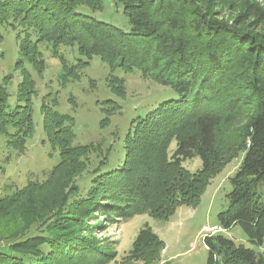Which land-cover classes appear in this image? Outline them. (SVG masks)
Returning <instances> with one entry per match:
<instances>
[{
  "label": "trees",
  "instance_id": "16d2710c",
  "mask_svg": "<svg viewBox=\"0 0 264 264\" xmlns=\"http://www.w3.org/2000/svg\"><path fill=\"white\" fill-rule=\"evenodd\" d=\"M229 1L0 0V25L16 32L14 71L21 76L20 97L13 102L0 82V137L10 151L23 153L34 131L28 95L33 82L22 65L29 61L43 71L41 43L51 47L63 70L67 64L60 48L76 46L78 57L70 67L99 55L110 67L136 69L176 94L130 122L123 162L112 169L92 168L93 179L78 207L70 195L78 189L76 180L87 168L85 154L91 146L73 145L74 118L43 105L46 137L60 160L43 181L29 179L0 198V264H85L91 250L75 237L79 226L71 220L76 209L81 226L91 211L108 221L126 219L137 210L165 219L180 205H196L208 180L219 172L220 125L239 129L236 153L243 158L229 178L219 227L203 238L206 264H264V4L239 0V13L230 22L220 18L221 9H231ZM106 3L122 10L126 27L98 17ZM172 139L176 147L169 160L166 149ZM193 156L202 160L196 175L181 167ZM39 225L45 228L36 230ZM237 225L257 249L222 234ZM161 243L144 224L131 252Z\"/></svg>",
  "mask_w": 264,
  "mask_h": 264
},
{
  "label": "rangeland",
  "instance_id": "374dc122",
  "mask_svg": "<svg viewBox=\"0 0 264 264\" xmlns=\"http://www.w3.org/2000/svg\"><path fill=\"white\" fill-rule=\"evenodd\" d=\"M238 1L230 0L228 4H231V9H221L220 18L231 22L239 13ZM259 2L264 4V0ZM98 17L122 27L127 26L126 15L110 3H106L103 16ZM15 33L8 26L0 25V82L9 93L11 102L20 97L18 90L21 80L19 72L14 71L15 60L19 56ZM39 49L45 63L41 73L29 61H24L22 65L33 82V92L28 95L32 102L34 131L26 141L25 151L20 154L10 151L0 137V198L9 197L29 179L43 181L48 171L59 162V152L48 142L43 126L42 106L49 105L52 110L74 118L73 145L91 146L85 154L90 161L83 177L76 180L78 189L70 195V200L78 207L81 204L78 198L86 195L93 179L92 168L99 164L103 165V169H112L123 162L122 146L130 122L143 116L159 102L176 97V94L168 86L141 76L136 69L125 71L110 67L99 55L92 56L86 64L70 67L78 57L76 46L60 48L63 61L67 64L64 70L63 62L53 55L50 46L41 43ZM63 71L68 75L63 76ZM106 116L108 120L101 125V120ZM216 138L220 155L217 165L219 172L208 180L196 205H180L165 219L148 211L137 210L126 219L108 221L91 211L85 221L80 222L81 226L77 225L82 217L76 209L77 216L71 220L75 228L79 226V237H75L84 239L83 244L90 246L91 250L85 264H206L207 249L203 238L218 229L217 215L228 204L226 194L231 190L229 178L234 175L243 158V154L236 153L241 138L237 127L220 125ZM175 147L176 139H172L166 149L169 160ZM7 153L10 157L6 160ZM105 155L108 159L102 164L100 160ZM181 167L190 175H196L202 168V160L199 156H193L182 161ZM66 221L69 220L63 222ZM144 224L151 228L162 243L131 252L132 243ZM40 227L45 228V225L35 229ZM222 234L237 244L257 249L247 240L239 225L222 231ZM260 249L264 250V240Z\"/></svg>",
  "mask_w": 264,
  "mask_h": 264
}]
</instances>
